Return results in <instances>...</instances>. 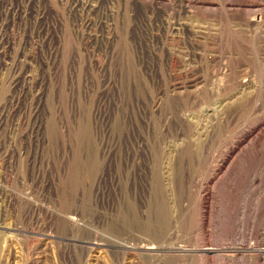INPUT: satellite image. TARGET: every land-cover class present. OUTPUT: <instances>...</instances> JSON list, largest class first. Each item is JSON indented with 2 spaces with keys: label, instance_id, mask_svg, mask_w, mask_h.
<instances>
[{
  "label": "rangeland",
  "instance_id": "1",
  "mask_svg": "<svg viewBox=\"0 0 264 264\" xmlns=\"http://www.w3.org/2000/svg\"><path fill=\"white\" fill-rule=\"evenodd\" d=\"M24 1L30 13L44 9L52 52L48 67L34 61L29 69L42 83L40 101L32 104L41 122L38 141L28 137L29 105L0 132V264H179L177 254L136 250L138 230L103 224L129 206L151 224L164 211L168 244L183 240L198 249L201 236L194 227L203 212L204 245L228 242L230 231L253 236L264 217V126L256 139L253 134L238 143L242 133L264 123V0H80L92 10L87 18L68 13L73 0ZM32 24L29 19L26 36ZM8 34L21 43L26 37L16 29ZM22 45L39 56L38 47ZM109 79L111 90L97 98L102 118L96 106L91 109L93 126L100 133L117 117L126 129L114 138L99 186L91 187L87 204L99 224L81 245L50 228L33 208H54L70 192L68 162L80 158L76 132L66 126L77 115L70 101L83 108L86 90ZM7 85L3 73L0 106L12 95ZM224 156L234 159L217 175ZM47 194L53 202L39 197ZM221 254L208 262L194 254L181 264H256L251 253L245 263Z\"/></svg>",
  "mask_w": 264,
  "mask_h": 264
},
{
  "label": "bare ground",
  "instance_id": "2",
  "mask_svg": "<svg viewBox=\"0 0 264 264\" xmlns=\"http://www.w3.org/2000/svg\"><path fill=\"white\" fill-rule=\"evenodd\" d=\"M26 2L27 1L23 2V0H21V3L18 5V4H13L11 0H0V76H2L3 73L8 74L9 86L8 85L7 86L12 94L11 96H9V98L7 97L8 99H6L3 102V104H1L0 106V132L3 133L2 131L5 130L6 127L5 122L8 118H12L13 116L17 115V110H22L24 108L23 106L26 107L27 105H29L30 113L29 115L25 114L27 116V121L29 122V120L31 119L32 122V123L30 122L26 123L27 127L29 128L28 137L33 141L37 142L40 137L41 122H39L38 124V116H37L38 113L36 111L37 109L32 108V104L34 105L35 103H39L40 101L41 98L40 90L42 83L37 82L35 80V78L30 74L29 69L31 68L34 61L35 62L39 61L40 66L45 65L48 67L49 62L51 60L52 50L50 47L51 43H49L50 41L48 40L50 39L48 36L49 24L45 25L44 23V19H45L43 13L44 9L36 10L35 12L30 13L28 11V6ZM91 11L92 10L89 7V5H87V3L80 2V0H73L71 7L68 10V13H77L80 16L85 15V17L87 18V16L90 15ZM260 12L261 10L258 9L252 11L254 17L260 15L259 14ZM29 19L32 20L33 24L31 28H29V32H27L28 35L26 36L25 29L27 28V21ZM261 24H262L261 21L257 23L258 29L261 28ZM12 29L22 31L26 36L24 37V41L28 42L36 49L37 47L39 48L38 49L39 56L37 58H33L32 55L29 53V51L26 50L25 46L22 45L24 44L23 40H22L23 43H21L20 39L15 40V38L10 37L8 31L9 30L11 31ZM261 30L262 29H260L259 31L260 33L264 31ZM89 45L91 46L90 40L86 42L85 49L89 48ZM109 80L105 82H103V80H95L94 85H91L89 89L86 90V96L88 97V102L85 100L87 104L83 105L84 109L80 106L77 107L73 106L70 101L69 109H72L71 111L77 115H74V117L72 118L73 120L71 119V121H66V126H67V131H69L70 129L72 132L74 131L76 132L74 136V144L76 145V148H78L80 154V158H72L70 159L71 161L68 162L69 166H67L68 167L67 170L69 172L67 174L70 176V192H68V194H66L62 198L63 202H59L58 205H55L56 207L54 206V208L52 207L49 208V206L47 208L34 206L33 208L34 212L43 213V215L47 218L49 222L48 225L50 228L52 227L60 235L64 234V236L70 238L72 243L74 242L81 245L82 244L85 245L86 242L89 241V239L91 240V237L93 236V231L90 229V227L91 226L95 227L98 226L99 224L98 222L94 221L92 214L93 208L89 207L87 204L88 203L87 198L89 197L92 191L91 187L96 182L97 184L94 185V187L99 186L100 183L97 180L101 176L106 158L110 157L112 152H115L114 138L119 140L120 136H122L123 132H125L126 129V123L120 121V119H118L117 121V117H116V121H114V119L110 121L108 125L109 127L107 126L108 128L106 130L103 131L101 128L100 133L97 132L95 125L93 126L94 118L93 116H91V109L93 106H96V113H98V117L102 113L101 115L102 118L104 111L102 110L101 99L97 100V98H98V93L100 91L111 90L112 83H111V79ZM246 84L247 83L245 82L243 85ZM27 101H29L31 105L29 103L27 104ZM87 106L89 107V115L86 113ZM119 118H123V117L121 116ZM262 124L263 125L254 127V129L251 130L248 129L249 131L247 133H242L240 137V142L238 144L247 141V139H249L253 134L255 135L254 137L252 136L253 139H256V137L259 136V134H255V133H258V129L260 130L261 127L264 126V123ZM71 126L75 127V129L71 128ZM100 134H102L101 137ZM99 150H100L101 158L99 157L100 156ZM234 151L235 148H232L231 153ZM81 155L83 157H81ZM231 161L228 160V157L224 156L219 161L218 165L216 164L215 170L217 172V175L220 173L222 174L223 171L226 170L227 167H229L228 165L231 164ZM35 171L36 170L33 167L32 176H34ZM62 173L63 172H60V174ZM83 184H87V186L86 185L83 186ZM38 187H40L39 184ZM201 188L203 189V187ZM39 197L41 198L42 201L53 202L52 197L48 194ZM54 202H56L55 198H54ZM163 212L161 211V209H159L158 212L156 213L157 218L155 220L157 221L151 224L150 222L147 223V221L141 219V217H139L136 214L135 209L129 206L126 210H120L119 212H117L115 214L114 219H110V221L105 220L103 224L112 225V223L113 224L116 223L117 227L121 231L126 230L125 228H130V229L133 228L138 230L140 233H142L141 236L142 238H139L137 236L139 239L136 240L135 243L136 250H138L141 253L151 254V255L159 252L163 253L164 255L177 254L176 257L180 259V261L178 262L179 264L187 261L186 259L183 258L186 257L189 258L194 254L195 256L196 254L199 255L201 258L204 259L203 261L208 262V260L212 258L219 257L220 255H222L221 253L223 252H230L232 254L230 256V259L239 260L240 262L243 263L249 261L247 260V254L251 253L253 255L252 259L256 264H264V217L262 218V226L259 228V230L257 229L258 231L253 236L250 235V232L249 235L247 233L241 234L242 230L240 231L241 233L237 231H233L232 233H230L231 232L230 231L228 234L225 235V237L227 238L226 241L228 242H223L221 244L212 246V245H204L205 242L204 235L205 234L207 235V230L205 223L206 214L205 212H203L200 215L199 220L197 222L199 224L194 227V230L200 233L201 245L199 246L198 249L197 248L191 249L193 247H190V245L183 240L182 241L180 240L181 242H178V244L167 243L171 241L172 235L170 233H166L168 231L165 230V222H164L165 220H164ZM147 233L149 234L152 233L154 234V236H156L154 237L155 240H153V242L151 241L147 242L146 240H144L145 238L143 237L147 235ZM163 240L164 242L160 243V241ZM164 244L165 246H163ZM118 249L125 251V248L122 247ZM226 256H223L222 260L223 258L228 259ZM166 264H171V263H166ZM220 264H223V262H220Z\"/></svg>",
  "mask_w": 264,
  "mask_h": 264
}]
</instances>
